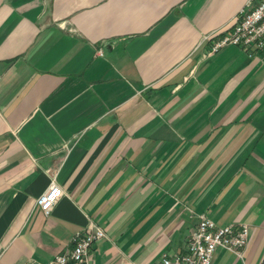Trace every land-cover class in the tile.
Here are the masks:
<instances>
[{"label": "crops", "instance_id": "0c3cea01", "mask_svg": "<svg viewBox=\"0 0 264 264\" xmlns=\"http://www.w3.org/2000/svg\"><path fill=\"white\" fill-rule=\"evenodd\" d=\"M248 1L0 0V264L90 222L91 264H154L201 213L250 226L211 264L263 263L264 54L211 53Z\"/></svg>", "mask_w": 264, "mask_h": 264}, {"label": "built area", "instance_id": "2783aa9c", "mask_svg": "<svg viewBox=\"0 0 264 264\" xmlns=\"http://www.w3.org/2000/svg\"><path fill=\"white\" fill-rule=\"evenodd\" d=\"M250 7L242 8L233 27L220 35L211 46V53L220 48L235 44L246 49L249 56L264 54V0H249ZM63 194L62 187L55 181L38 198L41 209L48 213ZM106 232L96 222H90L85 229L76 231L72 237V247L53 258L24 260L19 264H91L92 245ZM250 235L248 223L219 225L210 215L199 214V219L190 233L186 248L175 254L164 253L154 264H211L218 247L226 248L242 255Z\"/></svg>", "mask_w": 264, "mask_h": 264}, {"label": "trees", "instance_id": "16d2710c", "mask_svg": "<svg viewBox=\"0 0 264 264\" xmlns=\"http://www.w3.org/2000/svg\"><path fill=\"white\" fill-rule=\"evenodd\" d=\"M262 264H264V261H263V263Z\"/></svg>", "mask_w": 264, "mask_h": 264}]
</instances>
